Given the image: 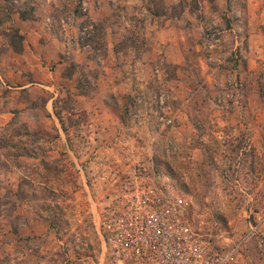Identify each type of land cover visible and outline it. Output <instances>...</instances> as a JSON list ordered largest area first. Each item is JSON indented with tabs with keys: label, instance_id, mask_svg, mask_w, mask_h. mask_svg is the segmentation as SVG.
<instances>
[{
	"label": "rangeland",
	"instance_id": "obj_1",
	"mask_svg": "<svg viewBox=\"0 0 264 264\" xmlns=\"http://www.w3.org/2000/svg\"><path fill=\"white\" fill-rule=\"evenodd\" d=\"M52 5L80 50L37 52L30 105L0 80V264L104 263L94 180L138 165L231 264H264V0Z\"/></svg>",
	"mask_w": 264,
	"mask_h": 264
},
{
	"label": "built area",
	"instance_id": "obj_2",
	"mask_svg": "<svg viewBox=\"0 0 264 264\" xmlns=\"http://www.w3.org/2000/svg\"><path fill=\"white\" fill-rule=\"evenodd\" d=\"M154 174L138 165L102 171L94 180L103 186L95 197L102 264H231L234 251L221 250L217 236L196 229L184 194Z\"/></svg>",
	"mask_w": 264,
	"mask_h": 264
},
{
	"label": "crops",
	"instance_id": "obj_3",
	"mask_svg": "<svg viewBox=\"0 0 264 264\" xmlns=\"http://www.w3.org/2000/svg\"><path fill=\"white\" fill-rule=\"evenodd\" d=\"M52 1L58 2V0H28V4L33 7V12L30 16L21 19L20 13H17L16 10L11 11L15 1L0 0V49L4 45V41L9 40L7 34L10 33L12 28L15 31L17 27L16 35L18 34L23 38L20 47L17 48L12 44L5 45L6 48L0 52V80L11 86V95H17L18 101H29L31 99V93L25 90L36 79L33 77L36 75L37 70L42 69L45 71V67L48 68L46 60L48 57L43 58L42 54L39 55L37 52L44 50L46 52H78L80 50V44L74 35L71 34L72 37L68 38L60 36L61 41H59L57 39L59 35L53 33V22L49 14L54 3ZM56 42L59 44H52ZM61 44L64 45L62 50L58 48V45ZM54 46L57 47L56 51L53 49ZM30 56L34 63L29 61ZM53 57L55 58V54H53ZM0 86L4 90L3 85L0 84ZM30 104L29 101L27 105Z\"/></svg>",
	"mask_w": 264,
	"mask_h": 264
},
{
	"label": "trees",
	"instance_id": "obj_4",
	"mask_svg": "<svg viewBox=\"0 0 264 264\" xmlns=\"http://www.w3.org/2000/svg\"><path fill=\"white\" fill-rule=\"evenodd\" d=\"M16 37H19V39H20V44L22 43V40H23V38L21 37V36H19L18 34L16 35Z\"/></svg>",
	"mask_w": 264,
	"mask_h": 264
}]
</instances>
